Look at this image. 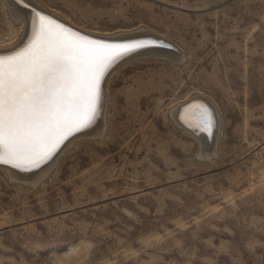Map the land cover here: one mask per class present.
Returning a JSON list of instances; mask_svg holds the SVG:
<instances>
[{"label":"rangeland","instance_id":"1","mask_svg":"<svg viewBox=\"0 0 264 264\" xmlns=\"http://www.w3.org/2000/svg\"><path fill=\"white\" fill-rule=\"evenodd\" d=\"M36 1L87 31H150L184 61L116 66L108 135L64 146L46 184L0 171V264H264V0ZM14 37L0 2V46ZM193 94L219 112L214 158L168 116Z\"/></svg>","mask_w":264,"mask_h":264},{"label":"snow or ice","instance_id":"2","mask_svg":"<svg viewBox=\"0 0 264 264\" xmlns=\"http://www.w3.org/2000/svg\"><path fill=\"white\" fill-rule=\"evenodd\" d=\"M31 9V35L16 50L0 49V164L33 171L51 160L70 137L95 125L103 85L121 60L147 48L167 47L151 39L113 41L73 29L27 0H5ZM184 121L208 135L212 112L186 110Z\"/></svg>","mask_w":264,"mask_h":264},{"label":"bare ground","instance_id":"3","mask_svg":"<svg viewBox=\"0 0 264 264\" xmlns=\"http://www.w3.org/2000/svg\"><path fill=\"white\" fill-rule=\"evenodd\" d=\"M0 2L3 3V9L5 12V15L7 16V19L9 20L10 26L15 35L14 40L12 42H10L7 45L0 46V49L16 50L19 47H22L24 44H26L31 35V9L30 8L25 9L23 7L17 8L15 5H13L12 12L11 14H9L8 6L6 5L5 0H0ZM27 2L30 4V6L36 7L38 10L43 11L45 14L52 16L53 18L57 19L59 22H63L66 25L71 26L73 29L89 34L93 36L94 38H108V39H111L117 42L125 41V40H135V39H151V40H155L158 42H162L165 45L171 44L167 42L166 40H162L163 38L159 39L157 36L149 33L150 31L148 32L146 30H143L142 28H141L142 30H138V31L115 32L112 34H108V33L101 34L98 32L87 31L73 24L71 21L62 17L58 13L48 9L47 7H45V5L41 4L40 2L36 0H27ZM171 45L174 46L173 44ZM149 56L151 58H155V57L159 58V60L163 59L164 61H167L175 65H180L182 60L184 59L183 54L174 49H168L166 47L147 48V49L140 50L136 53H133L132 55L121 60L117 65H115L109 71L108 75L116 66L129 60L130 58L137 59V58H146ZM108 75L106 76V78L108 77ZM107 82L108 81L105 80V83L103 85L104 99L102 101V111L95 125H93L92 128H94V126L96 127L94 129L90 128L91 130L88 129L85 132L78 133L75 136L70 137L69 140L66 141V144L64 143V145L61 146L60 150L62 148L64 149V146H65V149L62 151L61 154H63V152L65 153L66 150L71 149L77 142L81 140L83 141L84 140H88V141L105 140L106 136L108 135L107 133V130H108L107 129V124H108L107 110H108L109 100H108V95H107V90H108ZM196 105H204L212 112L214 125H213V130H212L211 135H208L205 132H201L194 127H190L187 123H185L184 116L186 114V110ZM168 116L173 122V124H175V126H177L179 129L184 131L186 134L196 138L200 142L202 146V150L204 149L205 151L203 153H200L199 159L204 160V159H208L209 157H213V156L216 157L215 156V154L217 153L216 145H217V140L220 137L221 123H220L218 109L211 100H209L208 98L202 95L193 94L185 101L178 103L175 106H172V108L169 110ZM58 158L56 159L54 158V160L52 158L51 159L52 161L49 160L47 163L41 165L40 168L34 169L33 171H21L20 169L13 168L10 165H3V164H0V171H4L5 175L7 174L6 177L8 176L10 181H13V182L16 181V183L20 181L22 184L24 183V185L26 184L29 187L35 188V187H39L40 185H42L47 180V178L51 175V172L53 170L55 171L54 168L57 165V162L59 160Z\"/></svg>","mask_w":264,"mask_h":264}]
</instances>
